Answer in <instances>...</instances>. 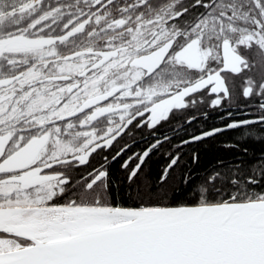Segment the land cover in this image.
<instances>
[{
    "label": "snow or ice",
    "instance_id": "obj_1",
    "mask_svg": "<svg viewBox=\"0 0 264 264\" xmlns=\"http://www.w3.org/2000/svg\"><path fill=\"white\" fill-rule=\"evenodd\" d=\"M83 2L0 0V264H264V158L181 190L178 157L140 179L150 148L123 203L104 166L69 175L138 118L154 128L197 93L219 107L242 73L259 116L192 140L264 128V0H195L207 11L183 21L182 0Z\"/></svg>",
    "mask_w": 264,
    "mask_h": 264
},
{
    "label": "flooded vegetation",
    "instance_id": "obj_2",
    "mask_svg": "<svg viewBox=\"0 0 264 264\" xmlns=\"http://www.w3.org/2000/svg\"><path fill=\"white\" fill-rule=\"evenodd\" d=\"M47 2V6L51 5L61 6L67 4H77L78 0H44ZM183 5L188 6L189 12L185 17L180 19L194 20L201 13H205L207 10L202 7H192L195 0H182ZM205 3L210 0H204ZM79 6L88 10L87 5L83 0H79ZM99 7V6H97ZM65 11H75L76 9H64ZM93 10H96L95 8ZM67 19V17H65ZM231 75V74H224ZM245 74L242 73L239 76L231 77L228 81L231 97L223 99L222 104L219 107L213 108L210 106L213 96L210 94L197 93L195 94L198 100H202V103H197L195 107H189L188 109L174 113L166 121L160 122L156 127H149L148 125L137 126L142 123L143 118H138L124 134L118 137L111 148L100 149L96 153H93L89 158V162L86 165H82L74 168L70 173V177L73 181L86 177L87 174L95 169L104 166L109 173L114 165L119 166L122 171L130 170L134 168L138 163L143 153L152 149L149 155L144 159L146 160L154 153L162 151L163 147L168 144L172 147L184 146L187 144L195 143L198 141H192L194 136L201 135L204 132L211 131L215 128H225L226 125L233 121H240L244 119H255L259 116L258 105L260 98L253 96L252 98H244L241 95L244 87V81L241 84V79ZM258 79V76L256 77ZM240 83L237 87L236 93L233 88L235 83ZM237 83V84H238ZM207 90H205V93ZM231 113V116H229ZM192 119L191 123H188V119ZM201 123H204L205 128L201 127ZM206 123L208 126H206ZM214 124V128L210 127V124ZM195 125V128H193ZM212 128V129H211ZM160 142L157 147H152ZM178 141H181L177 143ZM185 141H189L185 143ZM120 153L117 155V153ZM115 156V159L113 157ZM105 157L107 159H105ZM128 162V167H123V164ZM144 165V164H143ZM142 165V166H143ZM141 166V167H142Z\"/></svg>",
    "mask_w": 264,
    "mask_h": 264
},
{
    "label": "trees",
    "instance_id": "obj_3",
    "mask_svg": "<svg viewBox=\"0 0 264 264\" xmlns=\"http://www.w3.org/2000/svg\"><path fill=\"white\" fill-rule=\"evenodd\" d=\"M237 83L233 87L234 93L238 92L236 89L240 86V83ZM201 127L205 128L204 123H201ZM210 127L215 126L211 123ZM179 142L181 141L177 143ZM175 157H178V160L169 170V176L181 190H187L189 185L195 190L209 175L217 172L232 177H243L250 170H255L256 163L264 158V128L253 125L250 128L227 130L213 137L176 148L166 144L162 151L152 154L146 160L138 176L141 180L156 181L165 169H168ZM128 176L129 171H122L117 165H114L110 171L112 189L116 194V200L121 203L128 201L125 193L134 190ZM186 177L189 179V184L182 183ZM187 199L191 200L192 197Z\"/></svg>",
    "mask_w": 264,
    "mask_h": 264
},
{
    "label": "rangeland",
    "instance_id": "obj_4",
    "mask_svg": "<svg viewBox=\"0 0 264 264\" xmlns=\"http://www.w3.org/2000/svg\"><path fill=\"white\" fill-rule=\"evenodd\" d=\"M44 6L47 7V2H46V3L44 2ZM243 77H244V76H243ZM243 77H242L241 82H240L241 84L243 83L242 81H244ZM259 78H260V77L258 76V79H259ZM234 85H236V84H234Z\"/></svg>",
    "mask_w": 264,
    "mask_h": 264
},
{
    "label": "water",
    "instance_id": "obj_5",
    "mask_svg": "<svg viewBox=\"0 0 264 264\" xmlns=\"http://www.w3.org/2000/svg\"><path fill=\"white\" fill-rule=\"evenodd\" d=\"M227 131V130H226ZM219 134V133H218ZM208 138H210V137H208ZM205 139H207V138H205ZM193 141V140H192Z\"/></svg>",
    "mask_w": 264,
    "mask_h": 264
}]
</instances>
